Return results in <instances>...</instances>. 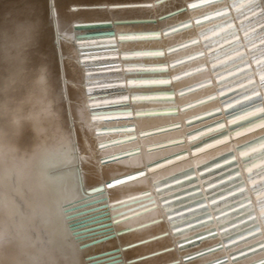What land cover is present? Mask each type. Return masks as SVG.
Returning <instances> with one entry per match:
<instances>
[{"label":"bare ground","instance_id":"obj_1","mask_svg":"<svg viewBox=\"0 0 264 264\" xmlns=\"http://www.w3.org/2000/svg\"><path fill=\"white\" fill-rule=\"evenodd\" d=\"M47 3L0 0L14 259L264 264V0H58L25 61L18 21Z\"/></svg>","mask_w":264,"mask_h":264},{"label":"snow or ice","instance_id":"obj_2","mask_svg":"<svg viewBox=\"0 0 264 264\" xmlns=\"http://www.w3.org/2000/svg\"><path fill=\"white\" fill-rule=\"evenodd\" d=\"M76 6L70 5L69 11ZM53 14L56 18L60 16L58 0H48L47 7H38L35 4H29L24 10V15L19 19L20 25L24 29L23 50L25 61L29 60L33 54H40L39 49L48 39L49 30L52 28ZM3 33L0 32V35ZM52 42L55 43V32H52ZM40 68H46V57L41 55ZM18 251L15 241L11 236H5L0 231V264H19L14 259V253ZM5 256L8 259H5Z\"/></svg>","mask_w":264,"mask_h":264}]
</instances>
